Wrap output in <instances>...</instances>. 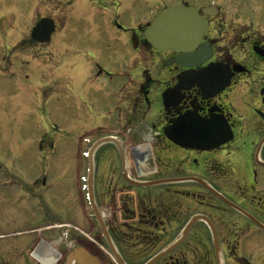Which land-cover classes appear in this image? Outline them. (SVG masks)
Returning a JSON list of instances; mask_svg holds the SVG:
<instances>
[{
    "label": "flooded vegetation",
    "instance_id": "af4514ba",
    "mask_svg": "<svg viewBox=\"0 0 264 264\" xmlns=\"http://www.w3.org/2000/svg\"><path fill=\"white\" fill-rule=\"evenodd\" d=\"M219 4L174 0L171 6L192 5L208 22L196 49L156 51L140 27L130 56L115 52L105 66H90L100 79L74 81L73 97L100 126L90 129L88 115L80 114L71 123L75 140L33 142L37 156L71 162L76 200L88 205L80 183L86 151L99 138L113 140L92 159L93 199L106 237L93 217L88 236L74 239L101 264H264V21L239 23L255 10ZM207 6L214 14L203 12ZM83 13L72 0H0V44L17 50L18 68L44 65L60 47L106 45L103 30L80 31L73 19ZM96 82L101 92L91 96ZM44 174L29 182L30 200L53 186ZM9 176H1L0 189L13 185ZM56 223L25 233L58 239Z\"/></svg>",
    "mask_w": 264,
    "mask_h": 264
},
{
    "label": "rangeland",
    "instance_id": "374dc122",
    "mask_svg": "<svg viewBox=\"0 0 264 264\" xmlns=\"http://www.w3.org/2000/svg\"><path fill=\"white\" fill-rule=\"evenodd\" d=\"M72 1L77 9L88 10L87 14H80L77 21L73 19L85 29L80 31L94 36L97 30H103L104 39L108 41L106 45L92 44L84 52L60 47L59 51L53 53V59L46 60L44 65L30 62L26 67L18 68L13 65L17 50L11 44H0V175L9 174L14 180L12 186L0 189V235L19 232L15 238L11 236L0 240V263L34 264L28 248L33 240L32 235L22 234L34 226L55 221L68 223L85 234L89 233L88 208L76 200V175L71 162L64 158L55 162L52 158L46 160L43 156H37L38 144L33 142L40 141V138L58 143H63L61 140L64 139L75 140L70 133L73 128L71 123L80 114L88 115L90 129L100 126V120L88 113L73 97L75 79L86 77L88 83L96 77L100 79L102 75L91 70L90 66L98 62L105 66L115 52L123 57L130 56L133 52L132 35L137 34L139 28L148 24L160 11L171 6L174 0ZM186 1L191 4L196 2ZM249 1L216 0L222 8L255 10V16L240 18L239 23H248L254 18V24L261 23L264 21V0ZM66 15L72 16V13ZM83 57H87L86 61L79 63ZM95 57L100 60L97 61ZM76 67H81V71L77 72ZM91 90V96H94L101 92V87L96 82ZM72 133L77 137L74 129ZM51 170H55L57 179L54 181ZM44 172L47 185L53 186L48 190L45 186L42 193L38 192L41 198L37 196L30 200L28 195L34 189L30 188L29 182ZM83 174L84 171L81 177ZM62 180H67V183ZM73 232L66 237L67 241L75 239ZM52 244L61 255L58 264H64L65 255L61 254L64 239L59 236V240L52 241Z\"/></svg>",
    "mask_w": 264,
    "mask_h": 264
},
{
    "label": "water",
    "instance_id": "95a60500",
    "mask_svg": "<svg viewBox=\"0 0 264 264\" xmlns=\"http://www.w3.org/2000/svg\"><path fill=\"white\" fill-rule=\"evenodd\" d=\"M206 26L207 23L199 17L194 8L178 6L165 9L159 13L144 31V38L154 49L160 51L188 52L196 47ZM38 28L34 30V37H37ZM100 142H104V140ZM88 196L92 211L98 220L99 226L104 231L100 219L101 215L93 202L91 180H89ZM66 264L99 263L85 250L75 249L68 256Z\"/></svg>",
    "mask_w": 264,
    "mask_h": 264
}]
</instances>
